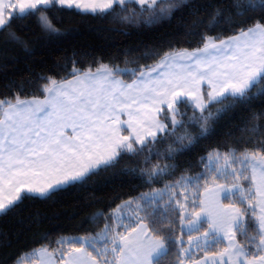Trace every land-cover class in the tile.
<instances>
[{
  "label": "snow or ice",
  "instance_id": "6c2138e0",
  "mask_svg": "<svg viewBox=\"0 0 264 264\" xmlns=\"http://www.w3.org/2000/svg\"><path fill=\"white\" fill-rule=\"evenodd\" d=\"M65 14L111 31L180 23L107 63L73 49L3 84L0 217L101 181L139 182L114 190L82 235L44 234L13 264H264V0H0V52L31 56L33 25L68 35Z\"/></svg>",
  "mask_w": 264,
  "mask_h": 264
},
{
  "label": "trees",
  "instance_id": "16d2710c",
  "mask_svg": "<svg viewBox=\"0 0 264 264\" xmlns=\"http://www.w3.org/2000/svg\"><path fill=\"white\" fill-rule=\"evenodd\" d=\"M179 23V18H177L171 22H162L151 28H130L111 31L110 29L113 27L119 26L112 25L107 21L93 19L90 16L82 17L65 14L63 22L57 26L62 31L67 30L69 34L51 39L44 37L39 29L33 25V39L37 42L33 45V54L31 56H25L18 49L6 54L0 52V89L8 80H19L21 77H28L30 71L40 72L41 68L50 66L73 49L103 54L105 57L104 62L107 63L109 56H115L126 48L151 45L167 39L169 34L176 31ZM5 55L9 57L7 61L4 59ZM5 64L7 65L6 67L3 66ZM120 66L123 67L124 65L120 64ZM94 69L95 66H93ZM37 95L39 94L37 93ZM228 120L229 118L225 117L224 122ZM238 124L239 119H232L229 128H225L222 131H228L230 128L234 129ZM211 142L215 143V138ZM183 159L195 163L198 159V154L194 153ZM130 181L131 178L128 177L118 178L109 184L101 181L100 184L91 188L69 192L55 204L35 203L29 205L22 212L7 217H0V241H3L4 236H7L8 240L11 241L10 247L0 246V264H13V260L18 254L25 253L33 247H40V237L44 234H48L51 238L59 235H82L81 226H88L84 224L85 220L93 213L106 207L114 190L128 192L139 183L138 181ZM202 191L203 188L200 189V195ZM223 202L227 203V200ZM90 204L91 207H89ZM37 212L40 213L41 222L39 224L29 219ZM179 227L180 222L177 220V235L181 234ZM195 234V231H193V235ZM184 239L187 241V232L185 230ZM238 239H240L239 236ZM191 253L194 256L202 257V253H199L194 247ZM31 259V256H27L25 258L26 264Z\"/></svg>",
  "mask_w": 264,
  "mask_h": 264
},
{
  "label": "crops",
  "instance_id": "0c3cea01",
  "mask_svg": "<svg viewBox=\"0 0 264 264\" xmlns=\"http://www.w3.org/2000/svg\"><path fill=\"white\" fill-rule=\"evenodd\" d=\"M95 70V69H94ZM201 198H204V190L202 191V193H201ZM195 227H198V225L197 226H194V228ZM186 232H188V229L186 228V230H185ZM202 258V257H201Z\"/></svg>",
  "mask_w": 264,
  "mask_h": 264
},
{
  "label": "rangeland",
  "instance_id": "374dc122",
  "mask_svg": "<svg viewBox=\"0 0 264 264\" xmlns=\"http://www.w3.org/2000/svg\"><path fill=\"white\" fill-rule=\"evenodd\" d=\"M40 98H43V97H40ZM184 230H186V227H185V229Z\"/></svg>",
  "mask_w": 264,
  "mask_h": 264
}]
</instances>
